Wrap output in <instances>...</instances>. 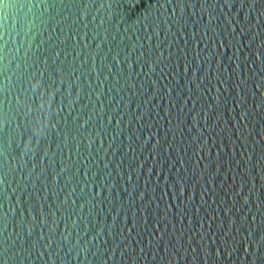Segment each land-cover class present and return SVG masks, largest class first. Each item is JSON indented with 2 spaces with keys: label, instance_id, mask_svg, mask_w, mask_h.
Here are the masks:
<instances>
[{
  "label": "water",
  "instance_id": "obj_1",
  "mask_svg": "<svg viewBox=\"0 0 264 264\" xmlns=\"http://www.w3.org/2000/svg\"><path fill=\"white\" fill-rule=\"evenodd\" d=\"M0 264H264V0H0Z\"/></svg>",
  "mask_w": 264,
  "mask_h": 264
}]
</instances>
